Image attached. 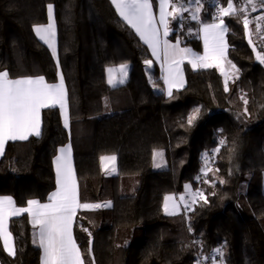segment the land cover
I'll list each match as a JSON object with an SVG mask.
<instances>
[{
  "label": "trees",
  "instance_id": "trees-1",
  "mask_svg": "<svg viewBox=\"0 0 264 264\" xmlns=\"http://www.w3.org/2000/svg\"><path fill=\"white\" fill-rule=\"evenodd\" d=\"M213 1L201 0L200 22L180 26L181 19L170 17L168 38L200 54L201 42L189 29L212 22ZM217 1L227 6L226 0ZM49 4L58 63L33 32L34 25L47 23ZM234 6H241L239 0ZM224 20L227 57L240 70L239 79L225 92L216 68L194 70L185 63V86L170 97L162 91L148 48L110 0H0V71L13 78L42 75L49 83L57 82L60 71L70 119L68 134L58 108L43 109L39 137L5 145L0 196L13 197L18 207L29 199L45 202L55 188L52 159L70 142L80 202L111 204L77 211L74 238L86 264H195L197 259L210 264L204 257L221 246L224 264H264V65L248 43L242 18ZM249 28L254 42V22ZM123 63L129 64L125 83L110 87L106 67ZM196 108L201 112L189 126L187 118ZM157 149L164 150L167 165L152 170ZM205 152L214 155L207 177L201 174ZM102 155L116 156L114 175L102 174ZM187 183L193 191L202 190L208 203L200 200L194 210L164 214L165 195L181 196ZM9 231L16 255H6L0 245L1 264H40L28 216L10 219Z\"/></svg>",
  "mask_w": 264,
  "mask_h": 264
},
{
  "label": "snow or ice",
  "instance_id": "snow-or-ice-1",
  "mask_svg": "<svg viewBox=\"0 0 264 264\" xmlns=\"http://www.w3.org/2000/svg\"><path fill=\"white\" fill-rule=\"evenodd\" d=\"M242 6H234V0H226L227 6L216 9L211 23H200L204 53L199 55L190 48H181V40L170 43L166 37L172 29L169 27V17L172 20L183 19V13L190 11L191 20L201 21V0H158L159 19L157 20L153 11V0H111L119 17L124 23L133 29L143 44L151 51L156 61L160 62L163 69L162 79L167 86V94L172 96V89L183 87V69L181 65L187 59L194 70L216 68L224 76L225 92L228 89L229 79H239V69L227 57L228 44L225 34L229 31L225 24L224 17L235 16L238 20L242 18L244 34L248 37L249 45H253L252 31L249 28L252 21L248 18L247 9L250 6L255 12L257 8L264 9V0H241ZM186 4L188 6H186ZM48 23L46 25H34L33 31L44 44L51 49L52 56H57L56 51V28L53 17V5L49 4ZM255 33L264 42V15L256 18ZM163 29V35H161ZM253 52L256 60L264 65V51H257L253 45ZM146 65L151 66L153 61L145 60ZM59 68V64H57ZM127 64H120L118 67H106L107 84L115 88L118 84H124L127 78ZM58 83H48L44 76H22L13 78L8 70L0 71V156L5 153V145L9 141H25L30 136L41 135V111L46 108L59 106L60 114L63 117L64 127H69V111L67 101V90L64 84L63 75L57 72ZM107 101V98H105ZM245 106L248 101L241 97ZM201 112L196 108L189 114L187 122L193 125ZM244 114L248 115L247 107ZM221 146L226 144L225 139L219 141ZM219 148L213 150L218 153ZM53 164L56 172V188L47 197V203H41L37 199H29L27 206L18 207L13 197L0 196V241L3 243V250L9 256L16 255L14 237L9 231V221L12 217L27 214L33 232V244L41 250V264H86L85 256L81 252L76 240L73 237V223L79 209H98L110 207V202L104 204L81 203L78 197V186L72 166L71 146L66 145L58 149ZM162 157V152L153 153V158ZM101 168L106 172L116 171V156H100ZM204 165L201 174L207 177L213 172L210 156L205 152L202 154ZM161 167V164H155ZM215 171H219L216 169ZM197 179H200L198 176ZM204 183H216L215 180H204ZM219 183H225L219 180ZM185 194L175 201V197L166 195L164 197L163 209L167 215H176L180 206L184 211L194 210L192 205L200 200L208 203L207 196L202 190L192 191L190 184H185ZM215 195V193H212ZM170 201H175L170 206ZM192 229L189 228V231ZM87 231V229H84ZM91 235V233H89ZM91 245V240L89 241ZM91 254V247L89 248ZM210 260V264H224L223 246L212 249L211 255L204 257ZM94 264V261H93ZM195 264H203L197 259Z\"/></svg>",
  "mask_w": 264,
  "mask_h": 264
},
{
  "label": "crops",
  "instance_id": "crops-1",
  "mask_svg": "<svg viewBox=\"0 0 264 264\" xmlns=\"http://www.w3.org/2000/svg\"><path fill=\"white\" fill-rule=\"evenodd\" d=\"M110 2H111V0H110ZM157 5H156V9H154L153 8V11H154V14H155V16H156V18H157V20L159 19V6H158V0H157V3H156ZM114 7V6H113ZM115 8V7H114ZM118 14V13H117ZM119 16V15H118ZM53 17H54V8H53ZM170 18V17H169ZM168 18V19H169ZM54 21H55V18H54ZM47 23H48V9H47ZM46 23V24H47ZM46 24H44V25H46ZM55 28H56V23H55ZM133 30V29H132ZM134 31V30H133ZM34 32V31H33ZM134 33H135V31H134ZM35 34V33H34ZM136 34V33H135ZM161 35H163V29H161ZM35 36H36V34H35ZM37 37V36H36ZM139 38V37H138ZM37 39L42 43V44H44L43 43V41H41L38 37H37ZM140 39V38H139ZM166 39H168L169 40V42L170 43H175L176 41H172V40H170L168 37H166ZM142 42V41H141ZM143 43V42H142ZM47 48H48V46L46 45V44H44ZM145 45V44H144ZM146 47H147V45H145ZM180 47L181 48H184L185 46H182L181 44H180ZM187 48H189V47H187ZM48 50L50 51V53H51V55H52V52H51V49H49L48 48ZM149 50V49H148ZM56 51H57V32H56ZM149 52H150V54H151V51L149 50ZM151 56H152V54H151ZM53 57V56H52ZM53 59H54V61L56 62V63H58V54H57V56L54 58L53 57ZM152 59L154 60V62L157 64V66H158V68H159V71H160V78L162 77V75H163V69L161 68V64H160V62H158V61H156V58L155 57H153L152 56ZM185 63H188V61H187V59H185V61H184V63L181 65V67H182V69H183V80H184V83H183V87L185 86V83H186V79H185V73H184V64ZM189 64V63H188ZM191 66V65H190ZM60 72V71H59ZM60 74H61V72H60ZM105 76H106V72H105ZM106 80H107V76H106ZM59 82V80H57V82H54V83H58ZM161 82H162V91L166 94V95H168L167 94V86L164 84V81H163V79L161 78ZM49 83V82H48ZM183 87H180L179 89H181V88H183ZM65 88H66V86H65ZM67 90V89H66ZM174 90H178L177 88H173L172 89V92L174 91ZM67 101H68V96H67ZM55 108H58V110H59V113H60V109H59V106H56ZM43 110V109H42ZM68 111H69V108H68ZM42 112V111H41ZM60 118H61V122H62V126L64 127V121H63V117L61 116V114H60ZM64 129L67 131V133L69 134V132H70V119H69V127L68 128H65L64 127ZM31 137V136H30ZM9 142H13V141H9ZM8 143V142H7ZM66 145H70L71 146V159H72V166H73V170H74V173H75V176H76V171H75V165H74V157H73V149H72V145H71V143L70 142H68V143H66L65 145H63V146H66ZM63 146H60V147H58V149H60L61 147H63ZM58 149H57V151H56V154H55V156L56 155H58L59 153H58ZM55 156L53 157V159H52V168H53V172H54V178H55V188H56V172H55V165L53 164V160H54V158H55ZM1 157V156H0ZM76 180H77V177H76ZM77 186H78V181H77ZM55 188H54V190L53 191H55ZM52 191V192H53ZM193 191V190H192ZM183 194H185L186 195V193L184 192ZM167 195H171V196H174L175 197V201H178L179 200V197L178 196H176V195H174V194H167ZM166 196V195H165ZM78 197H79V189H78ZM175 201H170L169 203H170V206H171V204L172 203H174ZM48 201L46 200L45 202H41V203H47ZM163 205H164V200H163ZM27 206V205H26ZM193 206V205H192ZM182 208H183V205H181L180 206V210H179V212L182 210ZM163 212H164V209H163ZM178 212V213H179ZM164 214H166L165 212H164ZM23 215V214H22ZM27 215V214H26ZM77 215V214H76ZM167 215V214H166ZM169 216H171V215H169ZM19 217V216H18ZM12 218H15V217H12ZM11 218V219H12ZM76 218V217H75ZM28 221H29V217H28ZM74 223H75V219H74ZM74 223H73V228H74ZM29 224L31 225V223L29 222ZM32 226V225H31ZM73 228H72V231H73ZM73 237H74V231H73ZM75 239V238H74ZM0 245H1V247H2V250H3V243H2V241H0ZM78 245V244H77ZM4 251V250H3ZM4 253L6 254V255H8L5 251H4ZM9 256V255H8ZM10 257H13V256H10ZM40 257H41V250H40ZM0 264H1V262H0ZM40 264H41V260H40Z\"/></svg>",
  "mask_w": 264,
  "mask_h": 264
},
{
  "label": "rangeland",
  "instance_id": "rangeland-1",
  "mask_svg": "<svg viewBox=\"0 0 264 264\" xmlns=\"http://www.w3.org/2000/svg\"><path fill=\"white\" fill-rule=\"evenodd\" d=\"M213 2L216 3V8H215V10H214V14H215V13H216V9H217V7H218V6L222 7V6H221L220 4H218V1H217V0H214ZM186 6H188V5L186 4ZM189 7H190V11H191V9L195 7V5H192V6H189ZM190 11H189V12H185V13H183V19L180 20V26L183 24V22L186 23V24H188V23L191 22V21L196 22V21H194V20H191V18H190ZM259 11H260V10H256L255 12H253L255 18H256L257 16L262 15V14H260ZM214 14H213V15H214ZM263 15H264V14H263ZM254 25L256 26V19H255ZM199 29H200V26H198L195 30H191V29H189V31H190V33H191L194 37H196L197 39L200 40V42H201V53H200L199 55H203V53H204V45H203L202 33H200ZM254 37H255L256 40L253 42V45L256 46L257 51H264V42L261 41V39L259 38V36H258L256 33H254ZM225 40H226V38H225ZM123 64H127V63H123ZM119 65H120V64H119ZM119 65H114V66H110V67H118ZM127 65H128V68H127V73H128V70H129V64H127ZM189 65H191V64H189ZM191 67H192V66H191ZM192 69H193V68H192ZM218 71H219V70H218ZM219 73H220V71H219ZM220 74H221V73H220ZM222 77H223V79H225L224 76H222ZM233 81H234L233 79H229L228 84L231 83V82H233ZM154 151H156V152H162V153H163V156H162V157L157 156V157L155 158V161H154V158H153V156H152L151 169H152V170H161V169H164V168L166 167V165H167V164H166V161H165V157H164V150H163V149H157V150H154ZM153 153H154V152H153ZM155 164H161L162 166H161V167H156ZM203 165H204V162H203ZM100 168H101V163H100ZM101 172H102V174H103L104 176H111V175H114V174L116 173V171H115V172H106V171H105L104 169H102V168H101ZM187 184H189V183H187ZM179 197H180V196H179ZM203 264H204V263H203Z\"/></svg>",
  "mask_w": 264,
  "mask_h": 264
},
{
  "label": "built area",
  "instance_id": "built-area-1",
  "mask_svg": "<svg viewBox=\"0 0 264 264\" xmlns=\"http://www.w3.org/2000/svg\"><path fill=\"white\" fill-rule=\"evenodd\" d=\"M239 3L240 5L242 6V2L241 0H239ZM247 15H248V18L252 21V22H255V16H254V13L253 11L251 10V7L249 6L248 9H247ZM210 156H212L211 154H209ZM214 159H212L210 162H213ZM200 161L201 163H203V159L202 157L200 158ZM210 261V260H209Z\"/></svg>",
  "mask_w": 264,
  "mask_h": 264
}]
</instances>
